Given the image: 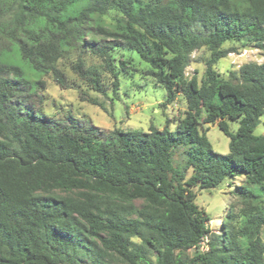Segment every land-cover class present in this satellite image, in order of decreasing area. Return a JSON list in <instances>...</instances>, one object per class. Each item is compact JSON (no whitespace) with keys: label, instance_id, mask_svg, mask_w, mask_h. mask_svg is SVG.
<instances>
[{"label":"trees","instance_id":"16d2710c","mask_svg":"<svg viewBox=\"0 0 264 264\" xmlns=\"http://www.w3.org/2000/svg\"><path fill=\"white\" fill-rule=\"evenodd\" d=\"M241 39L263 60L224 77L214 65L236 48L222 44ZM202 45L203 75L187 78ZM74 48L101 58L113 91L112 52L135 51L164 103L184 101L175 129L104 131L42 112V77L66 86L57 62ZM72 69L104 92L98 68L77 56ZM263 112L264 0H0V264H264V206L251 188L264 185V133H253ZM214 122L226 153L206 136ZM236 175L247 184L238 210L227 203L214 230L193 187Z\"/></svg>","mask_w":264,"mask_h":264},{"label":"rangeland","instance_id":"374dc122","mask_svg":"<svg viewBox=\"0 0 264 264\" xmlns=\"http://www.w3.org/2000/svg\"><path fill=\"white\" fill-rule=\"evenodd\" d=\"M116 16L114 11H109L106 21ZM234 46L236 50L228 53L218 60L214 68L224 77L229 71H237L238 67L247 61L261 62L263 60L261 50L246 39L239 41L229 40L222 47ZM133 52V53H132ZM114 50V66L118 71V89L112 90L113 77L110 72L103 68L99 56L85 49L74 48L64 52L57 62L63 71L66 86L56 83L50 74L44 75V87L38 92L41 96L40 108L47 116L54 120L68 122L69 117L78 120H87L104 131L139 130L148 132L151 127L163 129L167 127L174 130L177 119L183 116L186 106L183 100L175 99L164 103L166 98L165 89L157 84L147 73L148 64L140 59L135 51ZM77 56L83 59L85 66L98 68L101 71L102 86L104 92L93 90L90 85L80 79L72 69V64ZM209 57L206 45L194 49L190 53V62L184 69V75L188 78L195 73L198 78L205 70V60ZM124 60L125 67L121 69L120 60ZM94 98L99 103L89 102ZM204 118V115H202ZM206 136L213 149L220 153L228 151V137L216 126V123H204ZM232 129L236 128V122L230 123ZM254 134L264 133V112L259 117V122L253 128ZM181 148L178 147L172 157L175 165L180 159ZM247 185L242 175L225 178L218 186L208 189L193 187L196 193L195 201L203 208L208 217L209 226L217 230L220 228V216L227 209V203H233L238 210V186ZM256 192L261 193L264 206L263 187L251 185ZM264 212V207H263ZM260 235L264 247V225Z\"/></svg>","mask_w":264,"mask_h":264}]
</instances>
